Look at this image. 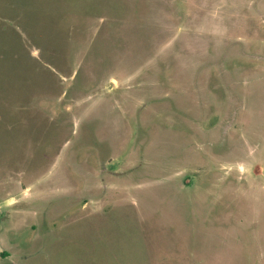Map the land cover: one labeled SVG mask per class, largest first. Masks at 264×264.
I'll list each match as a JSON object with an SVG mask.
<instances>
[{"label": "rangeland", "instance_id": "obj_1", "mask_svg": "<svg viewBox=\"0 0 264 264\" xmlns=\"http://www.w3.org/2000/svg\"><path fill=\"white\" fill-rule=\"evenodd\" d=\"M0 264H264V0H0Z\"/></svg>", "mask_w": 264, "mask_h": 264}, {"label": "trees", "instance_id": "obj_2", "mask_svg": "<svg viewBox=\"0 0 264 264\" xmlns=\"http://www.w3.org/2000/svg\"><path fill=\"white\" fill-rule=\"evenodd\" d=\"M11 29H13V30H14V29H17V28H16V27H15V28L11 27Z\"/></svg>", "mask_w": 264, "mask_h": 264}, {"label": "flooded vegetation", "instance_id": "obj_3", "mask_svg": "<svg viewBox=\"0 0 264 264\" xmlns=\"http://www.w3.org/2000/svg\"><path fill=\"white\" fill-rule=\"evenodd\" d=\"M28 255H26V257H27Z\"/></svg>", "mask_w": 264, "mask_h": 264}]
</instances>
